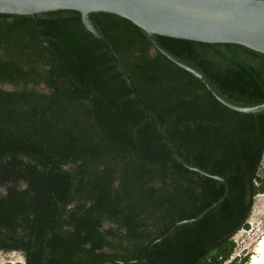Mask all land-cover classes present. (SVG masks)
I'll use <instances>...</instances> for the list:
<instances>
[{"label":"trees","instance_id":"trees-1","mask_svg":"<svg viewBox=\"0 0 264 264\" xmlns=\"http://www.w3.org/2000/svg\"><path fill=\"white\" fill-rule=\"evenodd\" d=\"M93 18L179 160L198 171L172 157L80 13L0 14V253L22 257L5 264H247L233 236L264 193V111L227 108L145 31ZM156 39L227 102L264 104L263 53ZM211 176L230 187L217 206L226 186Z\"/></svg>","mask_w":264,"mask_h":264},{"label":"water","instance_id":"water-1","mask_svg":"<svg viewBox=\"0 0 264 264\" xmlns=\"http://www.w3.org/2000/svg\"><path fill=\"white\" fill-rule=\"evenodd\" d=\"M61 10L80 13L83 26L104 48L150 122L162 135L172 157L188 169L198 171L185 165L175 154L169 138L137 94L133 80L98 31L93 18L95 13L116 15L145 31L158 52L198 77L211 95L227 108L242 114L264 111V104L240 107L227 102L215 91L203 73L171 56L156 39V36H162L208 44H235L264 54V0H0V14L35 17L41 13ZM211 177L226 186L224 197L214 205L217 206L226 199L230 187L225 179ZM197 220H183L177 225Z\"/></svg>","mask_w":264,"mask_h":264},{"label":"rangeland","instance_id":"rangeland-1","mask_svg":"<svg viewBox=\"0 0 264 264\" xmlns=\"http://www.w3.org/2000/svg\"><path fill=\"white\" fill-rule=\"evenodd\" d=\"M5 89H10L9 86L5 85ZM261 170L264 174V158L261 166ZM264 234V193L257 195L254 198L253 207L251 210L250 217L248 218V229H242L233 236L235 242V250L233 257L242 256L245 254L251 257L254 252V247L257 241ZM6 262H22V257L19 253H0V264Z\"/></svg>","mask_w":264,"mask_h":264},{"label":"bare ground","instance_id":"bare-ground-1","mask_svg":"<svg viewBox=\"0 0 264 264\" xmlns=\"http://www.w3.org/2000/svg\"><path fill=\"white\" fill-rule=\"evenodd\" d=\"M247 264H264V234L257 241Z\"/></svg>","mask_w":264,"mask_h":264},{"label":"clouds","instance_id":"clouds-1","mask_svg":"<svg viewBox=\"0 0 264 264\" xmlns=\"http://www.w3.org/2000/svg\"><path fill=\"white\" fill-rule=\"evenodd\" d=\"M7 263V262H6ZM9 263H11V262H9ZM5 264V263H4Z\"/></svg>","mask_w":264,"mask_h":264}]
</instances>
